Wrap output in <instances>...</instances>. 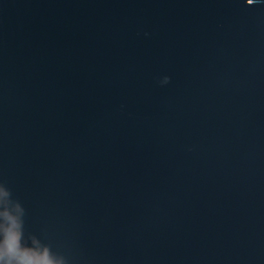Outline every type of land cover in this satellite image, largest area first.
I'll return each instance as SVG.
<instances>
[{
    "label": "water",
    "instance_id": "95a60500",
    "mask_svg": "<svg viewBox=\"0 0 264 264\" xmlns=\"http://www.w3.org/2000/svg\"><path fill=\"white\" fill-rule=\"evenodd\" d=\"M0 183L68 264H264V0H0Z\"/></svg>",
    "mask_w": 264,
    "mask_h": 264
},
{
    "label": "clouds",
    "instance_id": "9594fccd",
    "mask_svg": "<svg viewBox=\"0 0 264 264\" xmlns=\"http://www.w3.org/2000/svg\"><path fill=\"white\" fill-rule=\"evenodd\" d=\"M258 0H246L253 5ZM169 82L164 77L162 83ZM25 209L0 183V264H68L67 258L54 252L49 244L34 235H25Z\"/></svg>",
    "mask_w": 264,
    "mask_h": 264
}]
</instances>
